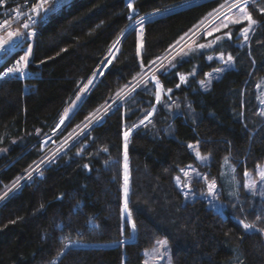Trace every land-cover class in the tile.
I'll return each mask as SVG.
<instances>
[{
  "label": "trees",
  "instance_id": "obj_1",
  "mask_svg": "<svg viewBox=\"0 0 264 264\" xmlns=\"http://www.w3.org/2000/svg\"><path fill=\"white\" fill-rule=\"evenodd\" d=\"M185 1L72 0L39 26L32 64L38 73L0 83V195L59 142H70L0 201V264H143L145 249L164 236L174 264H264L262 231H246L231 211L210 206L200 195L205 184L195 183L198 195L186 199L176 179L197 160L188 147L192 143L211 154V174L219 179L228 154L240 178L264 162V119L255 89L256 74H264L260 6H251L258 26L248 46L237 44L239 27L217 48L231 53L234 66L210 88H201L199 79L219 62H208L204 54L185 59L158 74L164 88H172L164 100H178L180 109L159 102L151 122L133 130L127 143L126 131L156 105L157 88L149 81L79 133L224 0H200L139 22L55 142L41 144L134 20ZM259 3L264 8V0ZM196 61L197 76L179 85L178 71H190ZM125 156L131 183L126 215L134 237L137 231L133 241H124L132 235L124 211ZM245 199L233 212L264 227L257 218L264 200ZM72 242L77 245L69 246Z\"/></svg>",
  "mask_w": 264,
  "mask_h": 264
},
{
  "label": "rangeland",
  "instance_id": "obj_2",
  "mask_svg": "<svg viewBox=\"0 0 264 264\" xmlns=\"http://www.w3.org/2000/svg\"><path fill=\"white\" fill-rule=\"evenodd\" d=\"M260 0H247V3H240L239 7H243L245 9V13L251 14L252 18L256 21V24L253 25L252 29L249 31L248 39L245 40L243 30L248 27V21L244 20L240 24H232L229 23V20L233 19H240V11L239 8H231V11L228 9L231 7L233 3H237V0H224V2L221 5H224V8H221V5L215 9L212 13L207 15L204 19H202L192 30H190L184 37L162 58L158 59L149 69H147L145 72H143L140 76H138L131 84L126 86L115 98V100L123 95V98L127 97L128 95H131L134 93L135 89L141 86H144L149 81H153L157 88V93L160 94V101L163 102L166 106H173L174 108L180 109V104L178 100H175L174 98L170 97L164 100V93L169 95L172 90V88H169L168 90L164 88L161 80L158 77V74L163 72L167 73L170 70L176 68L183 60L191 58V57H198L201 54H204L205 59L209 61L216 60L219 62V65L215 68L207 71L200 79L199 84L200 87L203 89H208L211 87L213 81L220 76L223 75V73L230 67L234 66V57L231 55L230 52L222 50L218 51L217 48L219 46H223L224 41L231 40L232 33L237 30L239 27V32L237 33V38L239 40L237 41V44L239 46H248L251 42V37L253 33L255 32L258 21L254 17L251 6H260L261 9L262 5L259 3ZM140 18L134 20L132 24L136 23ZM141 22V21H140ZM224 23H228V27L224 28L222 25ZM216 29H220L219 31H215ZM208 33H212L211 35H208ZM226 33H230V38L226 36ZM219 36L221 39L219 41L216 40V37ZM200 45H211L210 47H204L200 48ZM119 50V47H111L109 54L106 56V58H109L113 61L114 57L116 56L117 51ZM232 56V61L230 64H226L225 61H227L228 57ZM209 57H212L213 59H208ZM220 57H223L221 60ZM105 58V59H106ZM196 59V58H195ZM100 69V68H99ZM98 69V72H99ZM200 64L198 61L194 62V65L192 66L190 71L185 70H179L178 75L179 78L181 76L185 77V80L180 79V84H188L192 78L196 77L199 73ZM219 70V71H218ZM97 72V74H98ZM97 74L90 80L91 83L88 82V84L85 86L84 92H82L79 96L80 99L83 97L87 89L92 84L93 80L96 78ZM203 82V83H201ZM255 89H256V99L258 101V112L264 119V74H256V80H255ZM120 99V100H121ZM119 100V101H120ZM79 102V101H78ZM78 102H75L72 104L69 108H67L66 112L64 113V116L59 120V122L56 125V133L58 134L63 131L65 128L64 124L67 121L69 115L74 110ZM118 102V101H117ZM116 102V103H117ZM157 98H156V105H153L146 116H148L149 113L151 115L150 118L145 119L142 118L139 122H137L136 128L146 125L153 119V115L155 114L157 110ZM115 103V104H116ZM187 107H189L188 104H186ZM98 119V118H97ZM96 119V120H97ZM145 119V120H144ZM144 121L143 124H141V121ZM63 121V123H61ZM64 126V127H63ZM134 127V126H133ZM81 128V127H80ZM79 128V129H80ZM84 131V130H83ZM82 131V132H83ZM128 133L126 142L128 143L129 139L131 138V134L133 132V128L131 127L129 130L126 131ZM55 134H48L44 136L41 139V144L43 148H46L50 146L52 143L55 142L54 135ZM70 141L67 140V138L61 142L58 143L56 147H54L49 153L50 155L45 158L44 160H41L37 162L34 166H32L22 177L16 182L14 186H17L22 181L26 180L30 177L35 171L39 170L47 161H49L54 154H56L59 150L64 149V147L69 143ZM191 150L196 154V162L189 164L182 169L184 171H181L180 174L176 177L178 184L183 189L186 199H192L196 197L198 194L192 189L194 188L196 184L199 186V184H205L206 189L200 194L201 196H204L210 206L214 207L217 210L222 211L224 214H227V211H231V215L234 216L237 220H240L243 222V224L250 225L249 230H260L262 231L263 237H264V227H259L256 224L252 223L249 219L243 220L240 216L236 215L233 210H235L237 203L240 202V205L242 202H245V195L251 196V199L255 200L258 199L260 201L264 200V177H262L260 174L264 172V162L259 164L257 166V169L255 171H246L245 173H248V175L243 176V178H240L237 173V167L232 160L231 155H226L223 158L221 170H220V179L212 176L210 165H211V154L210 153H204L200 150L198 143H192L191 144ZM197 152L199 153L200 157L204 159H198L197 158ZM127 155V154H126ZM126 158V165H125V175L124 178H127V184H125L124 180V198L128 191L130 190V173H129V167L127 163V156ZM227 158V160L225 159ZM39 166V167H37ZM185 172H188L189 174L185 176ZM254 182V186L249 189L246 188L244 185L250 184ZM196 183V184H195ZM214 184L215 187L210 191L209 185ZM13 186V187H14ZM4 194L0 195V201L4 198ZM3 197V198H2ZM233 198L234 203H230L229 199ZM130 201V198H129ZM264 203V202H263ZM259 203V208L257 213V218L264 221V205ZM129 202L127 203V205ZM125 215L130 213V210L126 208V198H125V207H124ZM131 228L132 224L128 216L126 215ZM133 218V217H132ZM134 221V220H133ZM133 228H132V235L127 240H131L134 238L133 236ZM160 241H166V244H160ZM79 244V243H78ZM114 244H106V245H115ZM75 244V242H72L71 244ZM86 245V244H85ZM99 245V244H98ZM145 257L143 264H174L173 257H172V250L171 245L167 237H161L159 238L154 245H152L149 248H146L145 251Z\"/></svg>",
  "mask_w": 264,
  "mask_h": 264
},
{
  "label": "built area",
  "instance_id": "obj_3",
  "mask_svg": "<svg viewBox=\"0 0 264 264\" xmlns=\"http://www.w3.org/2000/svg\"><path fill=\"white\" fill-rule=\"evenodd\" d=\"M72 0H47V3L43 5L44 8H52L53 10L47 12L45 15L43 11H40L39 15L33 12L34 6L40 3V0H0V57L5 54H13V63L9 67H2V78L0 83L9 79H22L25 80L30 76H34L38 73L32 67L33 64V51L38 33L39 26L42 24V17H49V14H55V9H66V6L70 4ZM29 16L35 18V23H32ZM7 21V23H5ZM27 23L29 28L25 29L23 25ZM20 33L19 36L9 37L8 33ZM31 32V35H27ZM14 46H21V54H14ZM29 47L31 52H28ZM22 56H27V61H21ZM17 61H20L19 67L22 71L17 73H11L4 75L8 68L17 66Z\"/></svg>",
  "mask_w": 264,
  "mask_h": 264
},
{
  "label": "snow or ice",
  "instance_id": "obj_4",
  "mask_svg": "<svg viewBox=\"0 0 264 264\" xmlns=\"http://www.w3.org/2000/svg\"><path fill=\"white\" fill-rule=\"evenodd\" d=\"M46 3H47V0H40V3H39L38 5H36V6H34V8H33V12L36 13V15H39L40 11H43L44 14L46 15L47 12L53 10V8L56 6L55 3H54L53 6H52V8H44L43 5L46 4ZM226 3H227V0H226ZM240 3H247V0H237V3H233V4L231 5V7L228 9L229 11H231V8H239V11H240V19L229 20V23H232V24H240V23H242L244 20L248 21V27L245 28V29L243 30L244 38H245V40H247V39H248L249 31L252 29L253 25L256 24V21L252 18L251 14H247V13H245V9H244L243 7H239ZM127 7L130 8V9L133 8L132 3H128V4H127ZM221 8H224V5H221ZM261 11L264 12V9H261ZM28 19H30V20L32 21V23H35V18H34L33 16H29ZM129 19H131V17H129ZM5 23H7V21H5ZM0 26H2V25H0ZM23 27H24L25 29H27V28L30 27V25L27 24V23H25V24L23 25ZM222 27L227 28V27H228V23H224V24L222 25ZM219 30H220V29H216L215 31H219ZM31 34H32L31 32H28V33H27V35H31ZM211 34H212V33H208V35H211ZM8 35H9V37L11 38V37H13V36H19V35H21V34H20V33L9 32ZM226 36H227L228 38H230V33H226ZM220 39H221V37H219V36L216 37V40H217V41H219ZM210 46H211V45H207V46H205V45H200L199 47H200V48H204V47H210ZM2 47H3V45H0V48H2ZM28 52H29V53L31 52V48H30V47H29V49H28ZM208 59L211 60V59H213V58H212V57H209ZM220 59L222 60L223 57H220ZM232 59H233L232 56H229L228 59H227V61H225V63H226V64H230L231 61H232ZM20 60H21V61H27V56H22V57L20 58ZM19 64H20V61H17V66H16V67H13V68H8V69H7V72L4 73V75L11 74V73H17V72L22 71V69L19 67ZM218 71H219V70H218ZM180 79L183 81V80H185V77L181 76ZM89 83H91V81H89ZM201 83H203V82H201ZM177 87H179V85H177ZM168 91H171V90H168ZM78 99H79V97H78ZM159 101H160V94H159V92H158V93H157V102H159ZM148 115H151V113H149ZM145 119H148V116H145ZM61 123H63V121H61ZM140 123L143 124L144 121L142 120ZM134 127H136V126L134 125ZM127 136H128V133L126 132V133H125V139H127ZM188 147L191 148L192 146L189 145ZM126 148H127V144H125V149H126ZM105 151H107V149H105ZM197 158H198V159H204V158L200 157V155H199L198 152H197ZM225 159L227 160V158H225ZM37 167H39V166H37ZM181 171H184V170L181 169ZM184 174H185V176H187L189 173H188V172H185ZM245 175H248V173H245ZM260 175H261L262 177H264V172H262ZM177 179H179V178H177ZM125 184H127V178L125 179ZM244 186H245L246 188L251 189V188L254 186V182H253V183H250V184H246V185H244ZM214 187H215L214 184H210V185H209V190L211 191ZM241 223H242L243 228H244L246 231L250 229V225H248V224H243V222H241ZM133 227H135V224H133ZM159 243H160V244H166L167 242H166V241H160Z\"/></svg>",
  "mask_w": 264,
  "mask_h": 264
},
{
  "label": "water",
  "instance_id": "obj_5",
  "mask_svg": "<svg viewBox=\"0 0 264 264\" xmlns=\"http://www.w3.org/2000/svg\"><path fill=\"white\" fill-rule=\"evenodd\" d=\"M197 1H200V0H188V1H185V2H182L181 4H178V5H174V6H171V7H168L164 10H159V11H153V12H150V13H147L145 15H143L138 21H143L147 18H150L152 16H155V15H158V14H161V13H164V12H167L169 10H172V9H175V8H178V7H182V6H185V5H188V4H191V3H195ZM136 23L134 24H131L122 34L121 36L112 44V46L114 47H119V50L117 51L116 53V56L114 57L113 60L116 59L119 51H120V46H121V42H122V39L123 37L126 35V33L132 28L135 26ZM111 46V47H112ZM111 49V48H110ZM109 54V53H108ZM107 54V55H108ZM112 63V60H110L109 58H106L104 59L102 65L100 66V69H99V72L96 76V78L93 80L92 84L90 85V87L87 89V91L85 92V94L83 95V97L79 100L78 104L76 105V107L74 108V110L71 112V114L69 115L67 121L65 122L64 126H66V124L70 121V119L72 118V116L76 113L77 109L80 107V105L83 103V101L88 97L89 93L91 92V90L94 88V86L97 84V82L99 81V79L102 77V75L106 72V70L108 69V67L111 65ZM123 94V93H122ZM121 94V96L118 98V100L114 99L112 101H110L104 108L101 112H98L93 118H91L90 120H88L84 125H82V127L80 128V130L78 131L79 133L82 132L83 130H85L86 128H88L97 118H99L104 112H106L110 107H112L113 105H115V103L117 101H119L123 95ZM63 126V127H64ZM136 126V125H135ZM133 130L136 129V127H132ZM56 127L53 129L52 131V134H55L56 133ZM78 133V134H79ZM132 135V134H131ZM130 140V139H129ZM25 181V180H24ZM23 182V181H22ZM21 182V183H22ZM21 183H19L17 186H14L9 192H7L3 197H5L6 195H8L11 191H13L16 187H18ZM2 197V198H3ZM137 238V231H136V235L134 238H132L131 240L129 241H133ZM124 241H127V240H124ZM69 246H71V244H69ZM67 246L59 255V257H61L63 255V253L66 251V249L69 247Z\"/></svg>",
  "mask_w": 264,
  "mask_h": 264
},
{
  "label": "bare ground",
  "instance_id": "obj_6",
  "mask_svg": "<svg viewBox=\"0 0 264 264\" xmlns=\"http://www.w3.org/2000/svg\"><path fill=\"white\" fill-rule=\"evenodd\" d=\"M62 9H55V14L59 13ZM54 14H49V17H42V24L49 20L50 16ZM113 47V46H112ZM14 54H21V46H14ZM13 63V54H5V56L0 57V70L2 72V67H9Z\"/></svg>",
  "mask_w": 264,
  "mask_h": 264
}]
</instances>
